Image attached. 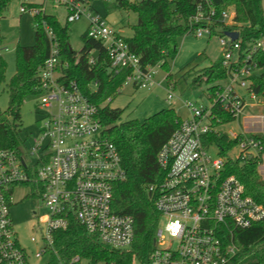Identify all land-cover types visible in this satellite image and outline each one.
<instances>
[{
  "label": "built area",
  "instance_id": "built-area-1",
  "mask_svg": "<svg viewBox=\"0 0 264 264\" xmlns=\"http://www.w3.org/2000/svg\"><path fill=\"white\" fill-rule=\"evenodd\" d=\"M46 1L37 7L32 0H19V10L36 14ZM62 1L67 22L87 20V37L101 42L110 75L128 70L124 83L138 88L154 84L160 65L141 67L138 55L89 0ZM195 7L188 17L192 33L217 36L225 75L215 83L212 99L185 100L188 116L157 153L165 175L157 187H150L160 218L149 264H227L237 250L233 231L264 219V206L244 192L237 177L224 174L225 159L212 157L209 149L215 145L204 142L209 131L217 130L211 125L213 106L236 118L261 97L252 90V78L261 70L257 56L264 53V35L242 47L239 32L234 40L224 34L237 30L233 9L217 12L211 0H196ZM227 24L232 27L225 28ZM43 29L48 54L36 72L38 135L28 147L22 143L19 150H0V264H30V253L20 244L10 216L13 190L26 182L42 184L38 198L46 209L37 216L38 233L30 236L38 245L34 258H49L55 251L54 232L66 229L71 215L105 245L128 249L134 238L132 216L112 210L113 184L126 177L119 152L103 133L97 106L64 73L67 61L61 60L57 36L45 23ZM86 57L91 66L102 62L96 48ZM172 90L168 84L167 100L173 99ZM237 145L245 156L258 155L262 148L252 135H239Z\"/></svg>",
  "mask_w": 264,
  "mask_h": 264
},
{
  "label": "trees",
  "instance_id": "trees-1",
  "mask_svg": "<svg viewBox=\"0 0 264 264\" xmlns=\"http://www.w3.org/2000/svg\"><path fill=\"white\" fill-rule=\"evenodd\" d=\"M10 1L0 0V13ZM211 1L217 12L228 5L233 7V26L239 32L242 47L264 35L262 0ZM115 4L137 15V22L131 26V36L123 38L130 50L138 55L141 67L158 63L168 71V60L178 50L177 39L192 32L188 17L195 12L196 0H116ZM32 5L41 7V4ZM32 23L33 44H17L15 47V72L6 84L8 106L0 110V150H19L22 144L19 136L20 107L27 96L39 92L36 72L48 54V39L43 29L45 23L57 36L62 62L67 61L64 73L74 78L81 91L97 106L103 133L119 152L126 177L113 184L112 210L118 214L131 215L134 220V238L130 247L118 249L101 243L95 234L87 232L71 215L66 229L54 232L55 251L45 264H80L82 259H86L89 264H132L134 258L140 264H149L160 218L154 207L155 193L150 187H157L165 175L156 157L181 118L172 107H166L143 120L121 121L122 109L111 108L104 102L110 101L119 92L128 70L110 75L101 42L87 37L86 30L81 35L83 46L77 55L69 48V22L61 24L54 14L39 11L33 14ZM92 48L100 51L101 64H88L86 55ZM220 60L219 56L195 74L191 86L198 87L203 82L208 84L224 77ZM257 60L261 70L252 78V90L264 96V53L259 54ZM6 68V60L0 54V83L5 80ZM168 77L170 73H167L165 79ZM215 88L212 85L206 89L209 99L213 98ZM212 114L213 127L235 119L218 106L212 107ZM251 135L260 140L262 148L258 155L246 156L244 159L228 155V151L237 145L239 135L230 137L225 132L211 130L204 136V142L215 145L218 154L225 159L224 174L237 177L244 192L264 206V182L257 172L260 155L264 152V135ZM24 184L30 185L36 196H40L43 191L42 184ZM232 240L237 250L227 264H264V219L248 228L235 229ZM75 257L78 260L72 261Z\"/></svg>",
  "mask_w": 264,
  "mask_h": 264
},
{
  "label": "rangeland",
  "instance_id": "rangeland-1",
  "mask_svg": "<svg viewBox=\"0 0 264 264\" xmlns=\"http://www.w3.org/2000/svg\"><path fill=\"white\" fill-rule=\"evenodd\" d=\"M133 1V0H132ZM116 0H89L88 5L93 10L106 17L109 24L123 37L132 34L131 26L137 22V15L132 10H127L116 6ZM264 7V0H262ZM47 13L54 14L61 24L66 23L67 9L66 3L62 0H47L43 4ZM20 2L11 0L6 8L0 13V54L7 63L5 80L0 83V110H5L8 106L7 83L15 72V47L20 45H31L34 42V27L32 23L33 13L31 11L20 12ZM225 9H233L228 5ZM69 44L77 53L83 46L81 35L87 27V20L80 18L69 22L68 25ZM225 28L232 27V24L225 25ZM237 31V30H236ZM178 50L176 55L168 60V71L162 67L156 69L153 81L149 88H138L132 83H123L113 98L104 103L111 108L122 109L121 121L128 119L143 120L154 112L172 107L181 118H186L189 114L185 106V100L206 102L208 99L206 89L215 85L220 79H215L211 83H201L198 87L191 86L192 78L195 74L207 67L210 61L216 60L221 55V48L217 36L196 37L194 33H188L177 39ZM237 45L234 47V54L237 53ZM167 73L170 77L165 79ZM173 86V99L167 100V85ZM38 96H27L20 107L21 124L19 126V136L25 147L32 143V139L38 135L37 112ZM220 132H225L230 137L237 134L249 136L253 133L264 135V96H261L254 105L244 107L235 119L227 123H221L216 127ZM212 157H216L218 150L215 146L209 149ZM230 157L244 159L246 156L238 145L228 151ZM257 172L264 182V152L260 155V162ZM10 205V216L13 228L18 236L20 244L28 250L31 259L30 264H45L48 256L34 258L33 253L37 249V244L30 241L32 234H37V216L45 212V208L35 195L34 189L29 185H18L14 188ZM33 212H36L34 215ZM164 220L161 219L160 225ZM80 264H89L86 259H82ZM102 264V263H97ZM132 264H140L137 259H133Z\"/></svg>",
  "mask_w": 264,
  "mask_h": 264
},
{
  "label": "water",
  "instance_id": "water-1",
  "mask_svg": "<svg viewBox=\"0 0 264 264\" xmlns=\"http://www.w3.org/2000/svg\"><path fill=\"white\" fill-rule=\"evenodd\" d=\"M224 34L229 36L232 40L236 39L238 37V31L236 30H226L224 31ZM69 48L72 50L71 46L69 45Z\"/></svg>",
  "mask_w": 264,
  "mask_h": 264
},
{
  "label": "crops",
  "instance_id": "crops-1",
  "mask_svg": "<svg viewBox=\"0 0 264 264\" xmlns=\"http://www.w3.org/2000/svg\"><path fill=\"white\" fill-rule=\"evenodd\" d=\"M19 1V0H18ZM43 2V0H32V4L39 5ZM20 11V10H19Z\"/></svg>",
  "mask_w": 264,
  "mask_h": 264
}]
</instances>
